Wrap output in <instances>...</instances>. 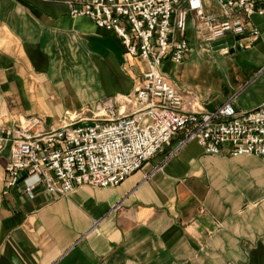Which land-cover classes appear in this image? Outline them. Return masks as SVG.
Listing matches in <instances>:
<instances>
[{"label": "crops", "instance_id": "obj_1", "mask_svg": "<svg viewBox=\"0 0 264 264\" xmlns=\"http://www.w3.org/2000/svg\"><path fill=\"white\" fill-rule=\"evenodd\" d=\"M68 2L0 0V131L29 116L55 129L66 115L141 85L144 61L125 55L113 31L71 17ZM188 20L190 54L159 70L186 108L264 106V12L247 20L258 38L219 50L221 63L202 56L209 50ZM180 138L116 187L57 198L40 187L33 198L6 189L11 143L0 142V264H264V162L206 155L196 141L167 158Z\"/></svg>", "mask_w": 264, "mask_h": 264}, {"label": "built area", "instance_id": "obj_2", "mask_svg": "<svg viewBox=\"0 0 264 264\" xmlns=\"http://www.w3.org/2000/svg\"><path fill=\"white\" fill-rule=\"evenodd\" d=\"M263 2L69 0L71 17L113 31L125 55L144 61L142 83L133 95L105 98L66 115L58 128L45 129L39 117L29 116L1 130L0 142L11 143L4 187L20 186L28 198L38 187L52 198L82 186L116 187L179 135L167 158L196 141L206 155L255 156L264 162V106L237 112L229 100L212 112L186 108L183 95L159 72L165 61L181 64L190 54L189 18L210 49L228 37H237L232 49L254 42L258 31H247V20L264 12L258 7Z\"/></svg>", "mask_w": 264, "mask_h": 264}, {"label": "rangeland", "instance_id": "obj_3", "mask_svg": "<svg viewBox=\"0 0 264 264\" xmlns=\"http://www.w3.org/2000/svg\"><path fill=\"white\" fill-rule=\"evenodd\" d=\"M191 29V22L190 20H188V27H187V31H189ZM203 47V46H202ZM204 47L209 50V51H202L201 54L203 57L205 58H209V59H212L214 60L216 63H221L222 61V57L219 53V51H216V52H213L210 50V48H208L206 45H204ZM199 61V60H198ZM166 63H168V61H165L162 65L165 66ZM200 63V62H199ZM201 65V63H200ZM164 68V67H163ZM206 82L207 80L206 79H203V71L200 72L199 76H198V79L196 80V83L199 84L200 86V94H204V92H206Z\"/></svg>", "mask_w": 264, "mask_h": 264}, {"label": "water", "instance_id": "obj_4", "mask_svg": "<svg viewBox=\"0 0 264 264\" xmlns=\"http://www.w3.org/2000/svg\"><path fill=\"white\" fill-rule=\"evenodd\" d=\"M237 40V37H228L226 40H225V43L226 44H222L220 46H218V43L216 44H212L211 45V48L213 51H219L221 49H225V48H228L229 50H232V47H233V44H234V41ZM223 43V42H221Z\"/></svg>", "mask_w": 264, "mask_h": 264}]
</instances>
